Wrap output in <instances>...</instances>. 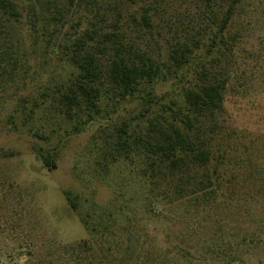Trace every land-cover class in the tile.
<instances>
[{
	"label": "trees",
	"instance_id": "1",
	"mask_svg": "<svg viewBox=\"0 0 264 264\" xmlns=\"http://www.w3.org/2000/svg\"><path fill=\"white\" fill-rule=\"evenodd\" d=\"M68 4L81 14L74 35L65 31L70 9L56 0H0V107L29 78L56 80L51 92L18 101L10 122L24 128L52 113L78 134L109 99L114 105L140 101L136 125L122 121L107 155L105 148L100 153L111 159L109 167L124 163L136 172L147 216L64 190L87 238L64 245L43 241L41 247L31 238L1 250L0 264L24 256L34 264L37 253L41 264H246L261 237L238 232L235 215L246 220L242 208L253 201L248 193L264 190V150L232 127L226 95L264 79V0ZM168 82L171 91L157 95L156 86ZM30 131L49 139L38 127ZM41 149L42 164L55 170L59 145ZM11 156L0 149V159ZM159 221L178 231L150 233L149 223ZM12 230L8 221L0 225V235Z\"/></svg>",
	"mask_w": 264,
	"mask_h": 264
},
{
	"label": "rangeland",
	"instance_id": "2",
	"mask_svg": "<svg viewBox=\"0 0 264 264\" xmlns=\"http://www.w3.org/2000/svg\"><path fill=\"white\" fill-rule=\"evenodd\" d=\"M56 3L62 9H70L65 31L74 35L80 11L70 7L68 0H56ZM54 12V7L47 9L50 16ZM254 40L251 39V43ZM49 85L51 87H46ZM181 85H188V81L182 82L179 87ZM55 87L56 80L45 78L38 83L36 79L29 78L10 90L13 101L0 107V149L13 153L9 158L0 159V215L3 220H0V225L5 227L8 221L13 226L11 232L0 235V253L7 247L14 250L31 238L38 241L39 247L43 241L64 245L87 238L85 227L65 200L64 190H72L99 205H112L114 208L127 206L138 216H147L143 203L146 200L145 186L138 182L136 172L124 163L109 167L107 164L111 159H104L100 153L105 148L107 155L108 141L114 137L116 127L122 121L136 125L143 105L140 101L114 105L109 99L101 115L78 134L72 133L71 126L63 125L52 113L43 114L39 122L30 120L24 128L12 125L9 116L18 101L24 96L28 100L43 96L42 92H51ZM170 87L169 82L161 83L156 86L155 93L162 95L171 91ZM40 88L43 91H38ZM226 108L232 127L242 139L247 136L246 142L255 139L253 147L264 150V79H252L246 92L239 90L233 93L230 90L226 95ZM22 119H17L18 125H21ZM31 126L43 131L49 137L48 141L34 136L30 131ZM58 145L57 167L49 170L36 152L41 148L42 152H47ZM250 191L247 197L253 201L242 208V212H247L248 216L244 220L240 218L241 215H235V221L238 232L243 229L247 234L261 237L249 248L246 264H264V190L258 192L254 188ZM140 227L137 225V230ZM148 227L150 233L155 230L178 231L174 225L162 221L150 222ZM160 232L156 233L159 238L162 237ZM40 254L37 253L33 259L34 264L44 261L40 260ZM26 260L24 256L10 264H26Z\"/></svg>",
	"mask_w": 264,
	"mask_h": 264
}]
</instances>
